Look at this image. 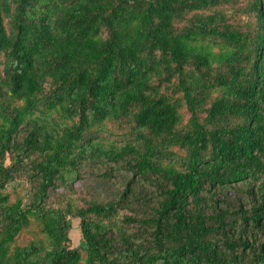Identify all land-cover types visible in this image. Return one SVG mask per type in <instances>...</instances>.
Returning <instances> with one entry per match:
<instances>
[{"label":"trees","instance_id":"trees-1","mask_svg":"<svg viewBox=\"0 0 264 264\" xmlns=\"http://www.w3.org/2000/svg\"><path fill=\"white\" fill-rule=\"evenodd\" d=\"M0 264H264V0H0Z\"/></svg>","mask_w":264,"mask_h":264},{"label":"rangeland","instance_id":"rangeland-1","mask_svg":"<svg viewBox=\"0 0 264 264\" xmlns=\"http://www.w3.org/2000/svg\"><path fill=\"white\" fill-rule=\"evenodd\" d=\"M75 188L77 191V194L80 196H84L87 193V190H89V183L85 181H77L75 183ZM15 195L11 194V199L13 200ZM72 225V230L70 232V238L71 243L73 247H82L84 245L83 241L80 238L79 230L77 226L76 220L70 221ZM40 230L36 223L32 222L27 228H25L20 235L17 237L16 244L24 245L29 240L34 239L35 237L39 236Z\"/></svg>","mask_w":264,"mask_h":264}]
</instances>
